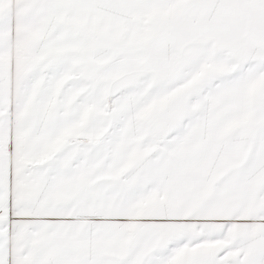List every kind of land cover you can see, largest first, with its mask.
I'll return each mask as SVG.
<instances>
[{"label": "snow or ice", "instance_id": "obj_1", "mask_svg": "<svg viewBox=\"0 0 264 264\" xmlns=\"http://www.w3.org/2000/svg\"><path fill=\"white\" fill-rule=\"evenodd\" d=\"M0 264H264V0H0Z\"/></svg>", "mask_w": 264, "mask_h": 264}]
</instances>
